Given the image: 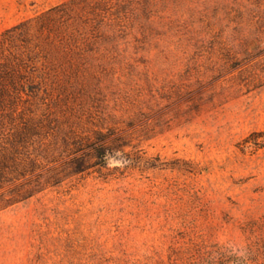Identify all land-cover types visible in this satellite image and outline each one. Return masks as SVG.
<instances>
[{"label":"rangeland","instance_id":"374dc122","mask_svg":"<svg viewBox=\"0 0 264 264\" xmlns=\"http://www.w3.org/2000/svg\"><path fill=\"white\" fill-rule=\"evenodd\" d=\"M64 1L0 0V33ZM128 3L3 112L0 171L25 176L0 194L30 195L0 209V264H191L218 232L264 264V0ZM96 130L131 164L72 172Z\"/></svg>","mask_w":264,"mask_h":264},{"label":"trees","instance_id":"16d2710c","mask_svg":"<svg viewBox=\"0 0 264 264\" xmlns=\"http://www.w3.org/2000/svg\"><path fill=\"white\" fill-rule=\"evenodd\" d=\"M128 2L129 0H67L1 32L0 121L4 119L3 112L6 109L13 110L22 101V93L33 95L38 83L47 85L49 81L52 83L60 80L53 61L57 54L71 51L76 55L80 54L94 32L97 33L104 27L118 29L128 14L130 16L133 12ZM39 62L42 77L41 82H35L33 77L39 76L36 75ZM115 132L96 130L93 136L79 135L74 141V155L68 161L72 172L84 171L89 155L94 158L92 166L104 167L106 152L113 149L125 150L121 148L122 135L112 136ZM21 176H25V173L20 172L8 178L7 173L0 171V189ZM29 195L30 193L18 188L17 184L11 197L0 194V209ZM213 251L209 252L208 257ZM208 257L191 264H208Z\"/></svg>","mask_w":264,"mask_h":264},{"label":"clouds","instance_id":"9594fccd","mask_svg":"<svg viewBox=\"0 0 264 264\" xmlns=\"http://www.w3.org/2000/svg\"><path fill=\"white\" fill-rule=\"evenodd\" d=\"M125 150L113 149L106 152L104 165L109 169H124L131 160L125 156ZM216 251L208 257V264H218L220 255L233 258L232 264H248L250 251L247 244L239 239L231 238L224 232H218L215 237Z\"/></svg>","mask_w":264,"mask_h":264}]
</instances>
